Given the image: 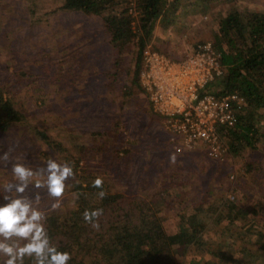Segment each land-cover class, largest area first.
Returning a JSON list of instances; mask_svg holds the SVG:
<instances>
[{"label":"rangeland","instance_id":"obj_1","mask_svg":"<svg viewBox=\"0 0 264 264\" xmlns=\"http://www.w3.org/2000/svg\"><path fill=\"white\" fill-rule=\"evenodd\" d=\"M62 4L63 0L0 2V87L26 111L21 125L0 131V156L12 148L10 157L33 169L49 158L69 163L75 179L66 182L56 213L70 207L78 183L99 176L113 195L149 198L168 233L195 217L205 243L201 249L177 245L183 264H264L261 236L249 233L252 226L264 232V108L259 140L242 155L229 151L219 161L201 147L173 151L171 136L151 108L148 93L131 84L133 47L124 56L123 71L116 74L118 55L106 26L108 13L64 11ZM207 5L199 11L186 9L189 13L181 15L171 38L212 41L220 10L237 6L264 11V0H213ZM138 12L133 15L136 23ZM161 50L178 60L184 57ZM82 153L80 167L74 168L68 156ZM11 167V162L0 161V185L12 180ZM28 191L35 189L30 186Z\"/></svg>","mask_w":264,"mask_h":264},{"label":"trees","instance_id":"obj_2","mask_svg":"<svg viewBox=\"0 0 264 264\" xmlns=\"http://www.w3.org/2000/svg\"><path fill=\"white\" fill-rule=\"evenodd\" d=\"M212 1L137 0V23L129 12V0H63L61 8L97 16L108 13L105 16L106 26L118 55L115 61L116 74L123 71L124 56L128 48L133 47L135 61L130 81L145 91L141 82L143 53L154 38L157 27L165 33L178 25L183 13H189L186 9L199 11L200 6L208 7L207 4ZM216 19L219 30L212 41L222 51L224 76L206 85L201 93L225 95L237 91L246 98L248 105L237 125L233 128L220 126L229 151L239 156L246 148H254L262 133L258 122L260 110L264 108V11L233 6L220 10ZM206 41L196 42L195 45L197 47ZM153 49L165 53L161 46L154 45ZM150 106L153 108L151 102ZM25 118L23 105L9 95L7 88L0 87V131L7 132L21 125ZM38 133L50 146H56V142L45 132ZM68 158L74 163V168H79L84 154ZM93 181L78 183L74 194L69 197L71 203L67 210L46 213L45 227L49 237L59 251L71 254L72 259L68 264H183L177 245L198 249L204 246L194 216L188 219L184 227L168 233L161 227L159 210L154 208L149 198L141 195H113L106 183H103V189H98L92 187ZM101 190L107 193L102 200L96 195ZM4 203L0 197V204ZM230 206L234 208L233 204ZM96 208L104 210L99 231L83 220L85 210ZM232 218L235 216L232 215ZM253 228L256 227L252 226L249 233L261 236L259 244L263 248L264 232ZM226 258H223L225 263ZM25 264L33 262L26 258Z\"/></svg>","mask_w":264,"mask_h":264},{"label":"built area","instance_id":"obj_3","mask_svg":"<svg viewBox=\"0 0 264 264\" xmlns=\"http://www.w3.org/2000/svg\"><path fill=\"white\" fill-rule=\"evenodd\" d=\"M128 8L136 16L137 0H129ZM224 66L222 51L211 40L198 44L180 60L147 45L141 82L153 111L171 136L175 152L201 147L219 161L229 155L220 126L235 127L247 100L237 91L225 95L201 93L206 85L224 76Z\"/></svg>","mask_w":264,"mask_h":264},{"label":"clouds","instance_id":"obj_4","mask_svg":"<svg viewBox=\"0 0 264 264\" xmlns=\"http://www.w3.org/2000/svg\"><path fill=\"white\" fill-rule=\"evenodd\" d=\"M9 148L0 156L7 165L11 162L12 180L0 185L4 204H0V264H25L29 258L33 264H68L72 259L68 252L59 251L45 227L47 211L61 208L66 182L75 179L73 168L67 162L59 163L49 158L44 166L33 167L13 160ZM103 179L97 177L92 187L103 189ZM30 186L35 189L29 193ZM47 195V202L44 195ZM102 200L107 193L99 191ZM103 208L85 210L83 220L92 229L99 231Z\"/></svg>","mask_w":264,"mask_h":264},{"label":"crops","instance_id":"obj_5","mask_svg":"<svg viewBox=\"0 0 264 264\" xmlns=\"http://www.w3.org/2000/svg\"><path fill=\"white\" fill-rule=\"evenodd\" d=\"M192 30L193 28L189 27V31H192ZM172 36L173 37L176 36L174 29L170 28L168 31L164 33L163 31L160 30V28L157 27V29L154 32V38L152 39L150 44L152 45V47L156 45L159 47L161 46L164 49H168L169 51L173 53V55H175V57L185 56L187 53L192 52L195 49L196 41L194 39L193 40H190V39L183 40L182 39L176 42L174 39L171 38ZM171 148L174 151L173 144L171 145Z\"/></svg>","mask_w":264,"mask_h":264}]
</instances>
